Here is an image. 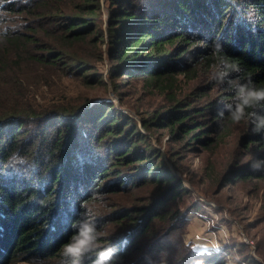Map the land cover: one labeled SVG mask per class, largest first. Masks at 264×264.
I'll return each instance as SVG.
<instances>
[{
    "label": "trees",
    "instance_id": "16d2710c",
    "mask_svg": "<svg viewBox=\"0 0 264 264\" xmlns=\"http://www.w3.org/2000/svg\"><path fill=\"white\" fill-rule=\"evenodd\" d=\"M107 2L103 16L102 0H0V28H7L0 36V169L13 151L35 165L27 175L0 172V264L19 255L60 264L81 201L94 185L103 193L121 186L105 182L109 172H130L125 181L152 174L168 184L166 197L150 207L112 211L118 206L106 199L99 226L122 264H148L146 257L154 264H235L218 252L158 240L157 220L166 221L163 239L174 236L178 221L186 223L180 208L166 210L184 182L165 171L162 152L106 93L95 99L88 93L74 96L78 92L61 79L87 89L111 85L115 91L119 82L142 79L143 88L173 101L166 110L147 114L143 127L167 128L170 142H186L193 151L208 148L222 137L228 121L219 126V113L231 94L211 81L190 92L198 100L214 91L208 102L181 99L180 75L191 80L203 73L207 79L211 45L218 40L240 65L241 76L264 87V0ZM17 17L24 22L11 24ZM189 54L195 57L191 64ZM105 61L106 75L100 69ZM247 123L241 138L247 158L232 170V180L264 179V165L259 171L250 167L254 159H264V133H253ZM92 140L105 150L90 152ZM67 157L70 164L61 165Z\"/></svg>",
    "mask_w": 264,
    "mask_h": 264
},
{
    "label": "rangeland",
    "instance_id": "374dc122",
    "mask_svg": "<svg viewBox=\"0 0 264 264\" xmlns=\"http://www.w3.org/2000/svg\"><path fill=\"white\" fill-rule=\"evenodd\" d=\"M102 1L105 4L103 16H106L109 10L108 2ZM22 22L24 21L17 17L16 21L10 23L15 25ZM108 66L110 65L107 61L100 66L104 75ZM20 67L21 70H27L26 65H20ZM27 75L31 77L29 72ZM198 75L191 80L180 75L181 81L177 89L179 98L193 102L195 100L194 103L202 104L215 96L214 91L200 96L198 100H196L197 97L190 95L194 88L211 82L209 77L206 79L205 74ZM61 82L74 87V90L78 92L74 96L88 93L95 99L106 93L104 98L115 102L120 114L126 115V118L128 116L133 118L149 141L162 152L165 171H171L184 182L183 192L175 200L167 201L166 210L180 208L185 214L186 223L182 227L178 221L175 224L174 236L163 239L162 231H166V221L157 220L154 223V230L158 234L159 241L171 242L170 246L188 243L195 249L218 252L235 264H264V179H230L234 177L232 170L238 168L237 165L247 158L244 157L246 150L241 144V138L247 129L246 120L239 123L228 121L217 144L208 148L200 147L193 151L187 148L186 142H170L167 128L143 127V118L147 114L164 111L173 104V101L163 93L151 92L143 88L142 79L119 82L116 91L111 85L106 89H87L75 81H68L67 78H62ZM79 102L76 100L75 104ZM31 128L32 126H29V129ZM91 144L94 146L88 147L89 150L93 147L98 148L100 152L105 150L103 144L97 145L94 140ZM60 164H70L68 157L64 158ZM130 174V172L128 174L109 172L106 177L107 183L121 184L114 189L109 188L104 193L110 204L118 206L112 211L129 210L128 208L131 209L132 206L148 205L150 207L166 197L168 184L164 185L156 181L152 178V174L125 181L126 176H131ZM134 181L137 182L135 185L132 184ZM108 226L120 229V226L116 224ZM116 232L117 230H113L111 233ZM228 252L230 254H227ZM165 253L166 251L162 254ZM36 262L59 264L54 259L40 260L35 257H25V255H19L8 264H36Z\"/></svg>",
    "mask_w": 264,
    "mask_h": 264
},
{
    "label": "clouds",
    "instance_id": "9594fccd",
    "mask_svg": "<svg viewBox=\"0 0 264 264\" xmlns=\"http://www.w3.org/2000/svg\"><path fill=\"white\" fill-rule=\"evenodd\" d=\"M25 3L26 0H20ZM7 28H0V36ZM213 63L209 79L224 87L231 99L225 102L220 111L219 126L227 121L239 123L247 120L253 133H264V87H259L250 77H242L240 65L224 50L223 44L216 40L212 42L211 53ZM188 63H193L195 57H186ZM264 165V159H254L250 167L259 171ZM35 171V165L18 151H13L0 169L4 175L11 173L27 175L28 169ZM107 207L106 197L99 185H94L90 195L81 201V211L73 222L74 232L62 247L60 264H122V258L116 255L117 249L107 241V234L99 226L102 218V208ZM148 264H154L151 257L145 258ZM42 264V262H36Z\"/></svg>",
    "mask_w": 264,
    "mask_h": 264
}]
</instances>
